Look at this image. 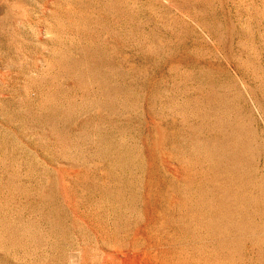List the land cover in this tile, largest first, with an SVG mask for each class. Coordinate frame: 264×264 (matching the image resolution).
<instances>
[{"label":"rangeland","instance_id":"1","mask_svg":"<svg viewBox=\"0 0 264 264\" xmlns=\"http://www.w3.org/2000/svg\"><path fill=\"white\" fill-rule=\"evenodd\" d=\"M0 264H264V0H0Z\"/></svg>","mask_w":264,"mask_h":264}]
</instances>
